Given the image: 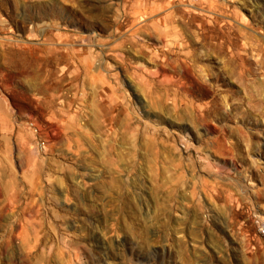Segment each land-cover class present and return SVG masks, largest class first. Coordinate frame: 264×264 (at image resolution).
<instances>
[{"label": "rangeland", "instance_id": "rangeland-1", "mask_svg": "<svg viewBox=\"0 0 264 264\" xmlns=\"http://www.w3.org/2000/svg\"><path fill=\"white\" fill-rule=\"evenodd\" d=\"M0 98V264H264V0H0Z\"/></svg>", "mask_w": 264, "mask_h": 264}, {"label": "crops", "instance_id": "crops-1", "mask_svg": "<svg viewBox=\"0 0 264 264\" xmlns=\"http://www.w3.org/2000/svg\"><path fill=\"white\" fill-rule=\"evenodd\" d=\"M21 125L19 130L13 123L12 114L7 104L0 98V176H4L5 169H9V156L7 155V144H14L16 150L19 153L20 166H22V159H24V165L26 166V153L22 151V144H26L24 135L21 134ZM19 133V135L17 134ZM14 147V148H15ZM11 157V156H10Z\"/></svg>", "mask_w": 264, "mask_h": 264}, {"label": "bare ground", "instance_id": "bare-ground-1", "mask_svg": "<svg viewBox=\"0 0 264 264\" xmlns=\"http://www.w3.org/2000/svg\"><path fill=\"white\" fill-rule=\"evenodd\" d=\"M161 32H162V30H161ZM186 32H187V31H186ZM174 36H175V35H174ZM194 59H195V58H194ZM225 66H226V65H225ZM229 66H230V65H229ZM230 69H231V68H230ZM227 70H228V69H227ZM230 71H231V70H230ZM232 71H234V70H232ZM232 71H231V72H232ZM221 73H222V72H221ZM224 74H229V75H230L231 73H229V71H228V72L225 71Z\"/></svg>", "mask_w": 264, "mask_h": 264}]
</instances>
